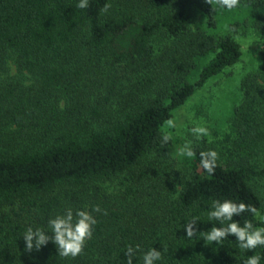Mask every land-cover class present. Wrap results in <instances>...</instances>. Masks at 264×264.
<instances>
[{"label": "trees", "instance_id": "obj_1", "mask_svg": "<svg viewBox=\"0 0 264 264\" xmlns=\"http://www.w3.org/2000/svg\"><path fill=\"white\" fill-rule=\"evenodd\" d=\"M78 2L0 0V264H127L129 245H139L132 264L152 247L162 251L155 264H244L253 254L264 264V247L241 250L231 236L209 244L199 234L220 226L208 220L213 200L252 205L255 215L234 220L264 227V0L231 11L205 0ZM140 3L147 19L134 13ZM194 10L205 19L195 29ZM224 12L243 16L231 27L261 37L260 66L244 77L219 146L204 142L182 157L167 121L243 56L234 34L211 30ZM11 65L23 77L10 75ZM165 133L172 138L162 145ZM207 150L219 153L213 175L200 166ZM124 175L128 195L137 184L148 192L142 204L107 203L94 192ZM171 182L181 185L178 195L159 198ZM68 208L97 221L83 254L60 257L51 241L26 252L27 228L47 229ZM193 218L197 235L188 239L183 225Z\"/></svg>", "mask_w": 264, "mask_h": 264}, {"label": "rangeland", "instance_id": "obj_2", "mask_svg": "<svg viewBox=\"0 0 264 264\" xmlns=\"http://www.w3.org/2000/svg\"><path fill=\"white\" fill-rule=\"evenodd\" d=\"M139 7H133L134 13L140 18L147 19L149 12L147 8L140 3ZM243 16L240 13L224 12L218 16L217 25L211 28L218 35L231 33L235 35V39L241 45L243 56L241 61L234 67L228 68L222 75L211 80L203 89H201L188 103L182 107L176 114L175 127H167L171 134L177 139V153L180 147L186 142L191 141L192 147L202 143H211L216 146L220 139L229 132V121L232 116L233 108L239 105L243 98V90L241 87L244 77L256 70L260 66V50L263 46V41L259 34L253 29L239 26L231 27L235 22H241ZM205 24L203 14L194 10V19L192 27L195 29ZM157 45H167L168 40L157 38ZM203 65V63H201ZM200 64V66H201ZM18 75L19 71L16 66L11 65L10 75ZM195 126L206 127L210 133L209 136L197 138L190 129ZM130 178L128 175L120 176L106 183H99L94 187V192L100 194L101 199L105 201H113V203L124 202L127 205L132 199L137 197L136 206L143 203L148 196V192L140 190L143 184H137L136 195H128L131 193ZM147 185L153 187L154 182H149ZM170 186V188H169ZM164 191H159V198L164 199L167 196H177L181 185L179 182H171ZM106 196V197H105ZM112 203V204H113ZM259 220L264 224V210L259 214Z\"/></svg>", "mask_w": 264, "mask_h": 264}, {"label": "clouds", "instance_id": "obj_3", "mask_svg": "<svg viewBox=\"0 0 264 264\" xmlns=\"http://www.w3.org/2000/svg\"><path fill=\"white\" fill-rule=\"evenodd\" d=\"M209 5H216L222 9L231 11L240 6L241 0H205ZM89 6V0H79L76 7L79 9H86ZM111 8L110 3H105L100 9L101 14L108 13ZM215 10L214 8H212ZM167 125L174 128L173 120H168ZM190 131L197 137L209 136L210 133L206 127L195 126ZM170 134H163L161 138L162 145L167 144L171 140ZM178 155L187 158H193L196 153L192 148L191 141L186 142L178 150ZM200 166L210 175L215 173V169L219 160V153L215 150H207L199 152ZM92 211L101 212L99 206H95ZM251 213L255 215L257 209L252 205L244 202H235L231 199L213 200L211 203V210L208 212V220L216 221L220 225L213 226L208 231L199 232L203 236L206 243L217 245L221 244L230 236L235 237L241 250L253 251L258 247H264V227H256L251 221L245 220L241 224L234 220L244 213ZM104 214H107L106 211ZM196 218L186 222L183 227L186 229L188 239H192L197 235ZM97 223L96 219L84 210H77L75 213L71 208L65 209L63 214L51 218L47 222V229L37 227L33 229L28 227L23 234L25 241V251L31 252L33 249L39 251L42 246H46L49 241L54 243L57 247V252L60 257L75 258L83 254L85 243L91 239L93 235V226ZM46 231L51 232L52 235H46ZM166 250V249H165ZM139 251V245L133 248L131 245L127 246L125 255L127 256V264H132L133 256ZM143 264H155L156 261L162 259V251L151 248L143 254ZM261 256L253 254L248 256L244 264H260Z\"/></svg>", "mask_w": 264, "mask_h": 264}]
</instances>
